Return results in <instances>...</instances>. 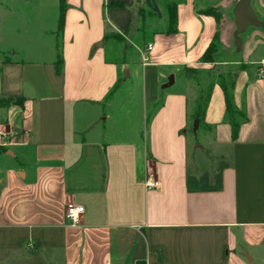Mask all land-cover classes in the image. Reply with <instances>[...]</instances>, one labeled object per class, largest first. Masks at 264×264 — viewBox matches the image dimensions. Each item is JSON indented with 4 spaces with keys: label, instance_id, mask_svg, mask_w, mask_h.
Listing matches in <instances>:
<instances>
[{
    "label": "crops",
    "instance_id": "crops-1",
    "mask_svg": "<svg viewBox=\"0 0 264 264\" xmlns=\"http://www.w3.org/2000/svg\"><path fill=\"white\" fill-rule=\"evenodd\" d=\"M64 1L49 59H0V264H264L263 32L237 52L236 0H179L177 31H152L145 54L110 37L141 0ZM251 5L264 21V0ZM216 34L245 65L235 140L218 85L206 126L188 128L184 72L211 67L200 58ZM68 204L84 207L75 226Z\"/></svg>",
    "mask_w": 264,
    "mask_h": 264
},
{
    "label": "rangeland",
    "instance_id": "rangeland-1",
    "mask_svg": "<svg viewBox=\"0 0 264 264\" xmlns=\"http://www.w3.org/2000/svg\"><path fill=\"white\" fill-rule=\"evenodd\" d=\"M177 1L179 0H141L136 4L133 9L135 18L140 6L155 13V15L146 18L145 37L152 31L166 30V23L164 24L160 19L162 16L166 18L165 7ZM203 5V0L196 1L198 9H201ZM57 17L58 0H0V59L5 56L25 61L49 59L53 53L52 45L54 43L51 32L56 28ZM258 17L263 20V16ZM134 24L133 28H137L138 32L133 30L126 34V40L123 37V40L117 38L115 41L125 48L130 46L133 49L137 47L143 50L142 28H139L140 23ZM255 31L262 32L258 28L249 27L245 33ZM58 34L59 32H57V36ZM215 57V70L224 67L225 63L233 61L230 53H224V51H220ZM190 124L192 123H189L188 128L191 133L193 127ZM252 264H258V262L255 261Z\"/></svg>",
    "mask_w": 264,
    "mask_h": 264
},
{
    "label": "trees",
    "instance_id": "trees-1",
    "mask_svg": "<svg viewBox=\"0 0 264 264\" xmlns=\"http://www.w3.org/2000/svg\"><path fill=\"white\" fill-rule=\"evenodd\" d=\"M179 1L169 4L165 7L166 12V20L165 23L167 25L166 32L167 33H175L177 31V19H176V7ZM66 9L65 1L59 0V19H58V30H61L64 18V12ZM211 8H208L205 13H212L218 17V12ZM134 11L132 12L131 20L129 23V28L127 33L131 31L138 32L137 28H133L135 26L134 23H140V27L142 28V49L146 51L147 46L151 43L152 33L145 37L146 33V18L148 16L155 15L154 12L147 10L144 6H140L137 10L136 18L133 16ZM134 24V25H133ZM138 30V31H137ZM113 39H121L124 38L122 36H110ZM126 40V39H125ZM221 47L219 45L218 34H216L204 52V54L200 58V63L211 65L210 68L207 69H196V68H188L185 70V77L191 81L196 88V96L192 101V104H188V125L189 123L193 129H191V133L195 128V122L197 121L199 127H205L204 116L207 110V106L209 103V99L211 96L212 89L215 85H218L224 94L225 99V113L223 121L227 123L231 127V138L235 140L237 138L240 126L247 120L246 113L244 108H238L234 103L233 92L235 86V80L237 74L240 70L245 68L244 64L235 65L232 62L225 63L224 67H219L215 70V60L216 54L219 53ZM57 73L61 72L62 69V57L60 53L57 51V59L55 63ZM192 73V74H190ZM11 102V100H1L0 106H6ZM212 129V127H209Z\"/></svg>",
    "mask_w": 264,
    "mask_h": 264
},
{
    "label": "water",
    "instance_id": "water-1",
    "mask_svg": "<svg viewBox=\"0 0 264 264\" xmlns=\"http://www.w3.org/2000/svg\"><path fill=\"white\" fill-rule=\"evenodd\" d=\"M233 18L235 31L233 34L234 37V46L237 52L242 50V39L241 35L249 27H254L260 29L264 33V21L260 20L256 12L254 11L251 0H238L233 8ZM198 123L195 122V128ZM248 261H251V258L247 257Z\"/></svg>",
    "mask_w": 264,
    "mask_h": 264
},
{
    "label": "built area",
    "instance_id": "built-area-1",
    "mask_svg": "<svg viewBox=\"0 0 264 264\" xmlns=\"http://www.w3.org/2000/svg\"><path fill=\"white\" fill-rule=\"evenodd\" d=\"M151 50V44L147 46L145 54ZM146 62V58L144 59ZM4 135V134H3ZM145 185L147 188H156L157 183L155 181L147 180ZM84 213V207L80 204H68L65 209V218L70 225L75 226L79 223L82 215ZM137 264H147L145 261L138 262Z\"/></svg>",
    "mask_w": 264,
    "mask_h": 264
}]
</instances>
